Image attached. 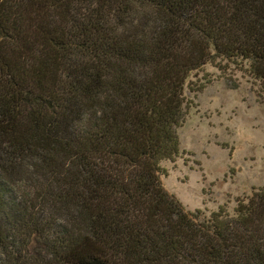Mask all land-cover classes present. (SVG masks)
I'll list each match as a JSON object with an SVG mask.
<instances>
[{
  "label": "trees",
  "instance_id": "trees-1",
  "mask_svg": "<svg viewBox=\"0 0 264 264\" xmlns=\"http://www.w3.org/2000/svg\"><path fill=\"white\" fill-rule=\"evenodd\" d=\"M224 62L264 90V0H0V221L29 170L64 215L6 222L0 249L33 235L45 264H264V188L206 213L162 182L205 87L189 78Z\"/></svg>",
  "mask_w": 264,
  "mask_h": 264
},
{
  "label": "rangeland",
  "instance_id": "rangeland-1",
  "mask_svg": "<svg viewBox=\"0 0 264 264\" xmlns=\"http://www.w3.org/2000/svg\"><path fill=\"white\" fill-rule=\"evenodd\" d=\"M245 68L226 62L220 67L207 64L189 78L194 88L205 87L197 92L187 89L192 104L178 130L182 152L175 162L163 163L167 176L162 179L165 189L188 210L210 213L226 205L233 213L238 199L246 200L264 188V90ZM17 168L10 171L20 177ZM28 175L29 180L10 187L8 202L17 211L9 220L2 216L0 231L8 229V221H15L16 226L29 225L31 220L41 226L51 222L55 228L64 222V215L55 211L51 186L40 173L29 170ZM19 228L13 237H7L8 242L15 240ZM33 238L30 235L29 245L17 240L9 251L0 249V262L45 264L42 245Z\"/></svg>",
  "mask_w": 264,
  "mask_h": 264
}]
</instances>
